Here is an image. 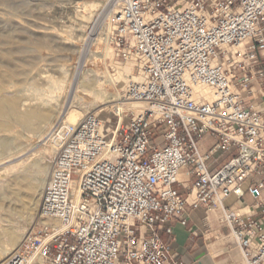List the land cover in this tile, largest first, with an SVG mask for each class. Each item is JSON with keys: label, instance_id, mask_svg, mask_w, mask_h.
<instances>
[{"label": "built area", "instance_id": "built-area-1", "mask_svg": "<svg viewBox=\"0 0 264 264\" xmlns=\"http://www.w3.org/2000/svg\"><path fill=\"white\" fill-rule=\"evenodd\" d=\"M105 6L96 38L144 79L114 126L89 112L56 134L44 223L4 264H187L157 231L197 208L220 211L244 264H264V0ZM245 194L261 218L225 206Z\"/></svg>", "mask_w": 264, "mask_h": 264}, {"label": "rangeland", "instance_id": "rangeland-1", "mask_svg": "<svg viewBox=\"0 0 264 264\" xmlns=\"http://www.w3.org/2000/svg\"><path fill=\"white\" fill-rule=\"evenodd\" d=\"M70 1H72V0H70ZM68 2H69L68 0H0V18H1V20H0V31L5 32V34L3 32H1L3 34V36L5 35L4 37L0 36V38H1L0 39V53H1L0 55H3L4 53L6 54V57H5V54L3 56H0V58L2 57L0 59V66L2 67V68L0 67V71L4 70V72L7 73V75L5 73L3 75V72H0V75L2 74V76H0V80H2V83L0 81V84H2V86H0V88L2 87V90L0 89V96L1 97L2 96L3 97H5V96L21 97L22 96V98L25 99L24 96L27 95V98H35V97H38V95L42 89H45L47 87V85H49L48 83L51 84L50 81L63 80L64 81L63 88L60 90V92L57 91L55 94H53L54 98L55 97L57 98V100H55V101L53 100V104L56 105V106L53 105L54 110L57 109L55 111V119H57V120L61 114L65 113V111H67V109L69 108L68 106H70L72 103L76 106H78L80 103V106H82V107H84V105L86 106V104L88 105L87 99H77L78 100L77 102H76V100L73 102V96L75 94V91L77 90L76 87L79 85L78 82H80L82 80L81 77H83L84 81H87V78L83 74L84 69H93L96 71L98 70L102 74L113 75L115 73V70L112 67L113 66L112 61L114 63L117 62V63H120L122 65L129 63V61L130 62L132 61V60H128V61L119 60V59L112 57L110 51L105 46L104 41L99 42V40L98 41L95 40V38H96V35L94 33L95 26H96L97 21L103 17V15L105 13L104 11L106 9V6H105V8L103 7L102 9L95 11L92 15H88L87 13H84L85 17L83 18V17H81V15H76V13H75V10H77L79 8H74L73 7L74 4L68 3ZM34 3H35V5H34ZM36 3H39V4H36ZM65 15H66V18H65ZM93 17L95 18V20ZM3 20L7 21L8 23L4 22ZM15 20L17 22H15ZM34 24H38L42 27H45L46 30H52L54 32L50 33V35H48L49 33L43 34L40 32H36L33 30L34 28H37L36 26H34ZM77 24L85 26V27H82L83 32L80 31L81 34H79L80 32L77 31L78 29H80V25H77ZM68 26H70V28ZM18 27L21 29H19ZM59 27L61 28V30ZM73 27H74V31L71 30V28H73ZM3 28H4V30H3ZM52 28H54V29H52ZM5 30H8V31L11 30V31L8 33V31H5ZM76 31H77V33H76ZM74 32H75V34H74ZM1 33H0V35H2ZM72 34H73V36H72ZM42 35H44L45 37ZM26 36H28V37H26ZM81 38H82V40H80ZM31 39H32V41H31ZM52 39L53 40L55 39V42L53 41L54 43L52 42ZM65 40H67L68 42ZM26 41H28V42H26ZM26 45H28V46H26ZM101 50H102V52L105 51L106 55L102 54V56H97V58H89L90 52H92L94 54V56H96V55L101 54V52H100ZM88 51H89V53H88ZM12 52H14V53H12ZM16 52H18L19 54ZM35 54H36V56H35ZM87 55H89V56L87 57ZM86 59L88 60L89 63L87 62ZM5 60L6 61L10 60V61L5 62ZM22 60L23 61L25 60V61L22 62ZM28 60H29V62H28ZM13 61H15L14 62L15 64L13 63ZM131 64H132V72L134 74H137L138 71H137V67L135 66V63H133V61H132ZM5 65H7V66H5ZM15 65H17V66L15 67ZM10 66L13 68L10 69ZM63 67L66 69H63ZM60 68H61V70H60ZM38 73H40V74L43 73V74L40 75ZM8 74H10V75H8ZM62 74L65 78H63ZM45 75H47V76L50 75V76H48V77H50L49 78L50 81L48 83L43 81L42 76H45ZM6 76H7V78H9V81H8V79L4 80V79H6ZM100 79H102V78H100ZM3 80L6 83L3 84ZM12 82H13V84H12ZM5 84H8V86ZM110 84L111 85L106 86L107 91H108L107 92L108 95H111V94L113 95L115 92L120 91L122 82L116 83L115 85L113 83H110ZM26 90H28V91H26ZM13 91H15V92H13ZM78 91H79V89H78ZM32 95L35 97H33ZM117 103L118 102H113L112 104L115 105ZM103 107H104V105L100 106L99 108H97L96 110H93L91 112L95 113L96 111H98L97 115L101 119V122L105 128L110 127V125L114 126L115 125V120L113 118V108L114 107L112 109H104L105 107L104 108ZM0 119H1V117H0ZM1 120H0V122H1ZM57 120H55L54 123ZM20 125H22V124H20L18 122H10L7 125L8 128L12 127L11 129L10 128L9 129L12 133H14V135H17L18 137L21 138L22 144H20V145L22 147L19 149L20 151L17 150L15 152H12L14 158L12 160H10V162L9 161L3 162V161H5V159H7L8 156L0 157V161L2 162V163L0 162V180H1L0 181V190L1 191L5 190L4 191L5 195L7 194L6 196L7 197L9 196L8 199H6V200H10L9 202L6 200L4 202L0 201V241H2L4 237H7V235L4 233V231L2 229H4V227L6 228V226L9 224L14 225V226H19L21 224L20 227H23V231L31 226V224H29V220H28V212L25 210L23 211V210H18L17 208H15L14 202L12 200L14 198L15 191L20 188L19 184H17L16 180L14 179L15 174H17V172L20 169H22L24 166L29 165V164L33 163L34 161H38V160H40L43 165L49 166L50 171H51L52 163H53L55 154L57 152V150L54 152L49 151V152H46L44 154L45 156L44 155H42V156L36 155L34 157L24 159L28 155L33 153L34 150L36 151L37 149H39V147L42 145L44 140L40 139V136H38L37 134H36V136H37L36 137L35 136L36 132H34L33 130L32 131L34 133L31 130L29 131V130L25 129L23 126L21 127ZM54 130H55V128L51 131H49V130L44 131L42 133V136L46 137L47 132L53 133ZM23 137H25V138H23ZM56 139H58V138H56ZM226 156H227V154L224 153L221 156V158H224ZM20 160L21 161L23 160V161L20 162ZM16 161H19L20 163L17 162L18 165L16 167H14V169L12 168L13 170L12 169L4 170V169L9 168L11 165H14ZM49 173L50 172L48 171V176H49ZM13 176H14V178H13ZM21 189H22L23 193H25V194L30 193L31 194V190L28 189L27 187H22ZM39 204H40V202H39ZM39 204H38V209H39ZM31 205H32V203L31 204L29 203L28 207H30ZM37 212H36V215L33 216V219H34L33 221L35 223L33 224L34 226H33L32 233H37L39 228L43 225L41 223V221H43V218L40 216L39 213L37 214ZM1 238H2V240H1ZM19 248L17 250H19ZM2 262H0V264ZM34 264H38V263H34Z\"/></svg>", "mask_w": 264, "mask_h": 264}, {"label": "bare ground", "instance_id": "bare-ground-1", "mask_svg": "<svg viewBox=\"0 0 264 264\" xmlns=\"http://www.w3.org/2000/svg\"><path fill=\"white\" fill-rule=\"evenodd\" d=\"M68 1H69L68 3H73L74 4L73 5L74 8H79V9L75 10V13H76V15H81V17H83V18L85 17L84 13H87L88 15H92L95 11H97L99 9H102L105 6V0H72V1L68 0ZM36 4H39V3H36ZM34 5H35V3H34ZM65 18H66V15H65ZM0 20H1V18H0ZM94 20H95V18H94ZM3 21L4 22H7L5 20H3ZM15 22H17V21L15 20ZM77 25H80V24H77ZM34 26L37 27V28H34L33 29L36 32H40V33H43V34L44 33H46V34L49 33L48 35H50V33H53L54 32L52 30H46L45 27H42V26H40L38 24H34ZM68 27L70 28V26H68ZM82 27H85V26L84 25H80V29H78L77 31L78 32H80V31L83 32L82 31ZM19 29H21V28H19ZM52 29H54V28H52ZM3 30H4V28H3ZM8 30H5V31H8ZM60 30H61V28H60ZM71 30L74 31V27L71 28ZM10 31H8V33ZM77 31H76V33H77ZM1 32H3V31H0V33ZM81 32L79 34H81ZM3 33L5 34V32H3ZM74 34H75V32H74ZM0 36L2 37L3 34L0 35ZM42 36H44V35H42ZM72 36H73V34H72ZM26 37H28V36H26ZM98 39H99L98 37L95 38V40H98ZM80 40H82V38ZM31 41H32V39H31ZM53 41L55 42V39L54 40L52 39V42ZM65 41H67V40H65ZM26 42H28V41H26ZM26 46H28V45H26ZM235 48L242 49V45H240L239 47H235ZM100 52H101V54L98 53L99 55L94 56V54L92 52L89 53V51H88V53H89L90 56L87 55V57L89 56V58H97V56H102V54L103 55H106V52L105 51L102 52V50H101ZM232 52H233V48L232 49H228V52L227 53H232ZM12 53H14V52H12ZM16 53H18V52H16ZM3 55H0V56H3ZM35 56H36V54H35ZM5 57H6V54H5ZM8 61H10V60H8ZM8 61L5 60V62H8ZM24 61L22 60V62H24ZM14 62L15 61H13V63ZM28 62H29V60H28ZM87 62H88V60H87ZM131 62L129 61V63H126L125 65H122V64L117 63V62L114 63L112 61V65H113L112 67L115 70V73L113 75H111V74H102L98 70L96 71V70H93V69H84L83 74L87 78V81H84L83 80V77H81L82 80L80 82H78L79 85L76 87L77 90L75 91V94L73 96V102L75 100L77 102L78 101L77 99H87L88 105L86 104V106L84 105V107H82V106H80V103H79L78 106H76V105H74L72 103L70 106H68L69 108L67 109V111H65V113H63L61 115L59 114L60 117L58 118V120L55 119V111L57 109L55 108L56 110H54V106H53V105H55V104H53V100L55 101V100H57V98L56 97L54 98L53 94H55L57 91L60 92V90L63 88V84H64V81L63 80L50 81L49 80L50 77H48L50 75H48V76L47 75L42 76L44 82L48 83L50 81L51 84L48 83L49 85H47V87L45 89H42L41 92L39 91L40 93H39L38 97H35V96L32 95L35 98H27V95L24 96L25 99H23L22 96L21 97H17V96H13V97H10V96L3 97L2 96L1 97L0 96V117L2 119V120L0 119L1 120L0 126L2 127V128L0 127V157L8 156L7 159H5V161H3V162H8V161L10 162V160H12L14 158L12 152L17 151V150H19L22 147L20 145V144H22L21 143V138L18 137L17 135H14V133H12L10 131V129L12 127L11 128L9 127L10 128L9 129L8 126H7L10 122H18V123L22 124V125H20L21 127L23 126L25 129H27L29 131L30 130L31 131L33 130L34 132H36L35 133V136L37 134L38 136H40V139L44 140L43 143H42V145L39 147V149H37L36 151L34 150L33 153H31L30 155H28L24 159H27V158H30V157H34L36 155H41L42 156L46 152H49V151L50 152H54V151H56L59 148V142L60 141H58V139H56V134L58 132L64 131L65 129L68 128L69 125H79L81 123V120L83 119V117L87 113H89V112H91L93 110H96L100 106H103L104 105V107H105V108L103 107L104 109H112L115 106L114 104H112L113 102H118L119 104L122 103L121 101L125 100V97L124 96H125V92H126L128 83L130 81L140 82V81H142L144 79L143 73L141 71H139L137 74H134L132 72V64H131ZM5 66H7V65H5ZM16 66L17 65H15V67ZM11 68H13V67L10 66V69ZM63 69H66V68L63 67ZM60 70H61V68H60ZM137 71H138V69H137ZM0 72H3V75L5 73L4 70H1ZM5 74L7 75V73H5ZM38 74H40V73H38ZM41 74H43V73H41ZM8 75H10V74H8ZM0 76H2V74ZM62 76H63V74H62ZM63 78H65V77L63 76ZM100 78H102V79H100ZM7 79L9 81V78H7V76H6V79H4V80H7ZM4 80H3V84L6 83V82H4ZM0 81L2 83V80H0ZM121 82H122V84H121L120 91L115 92L113 95L112 94L111 95H108V93H107L108 91H107V87L106 86L107 85H111L110 83H113L115 85L116 83H121ZM12 84H13V82H12ZM5 85L8 86V84H5ZM0 86H2V84H0ZM0 89L2 90V87ZM78 89H79V91H78ZM28 90H26V91H28ZM13 92H15V91H13ZM124 105L126 106V108H129L132 111H136L137 108L140 107L139 104L136 103V102H124ZM95 113L98 114V111H96ZM55 120H57V121L54 123ZM54 128H55V130L53 131V133H50V132L48 133L47 132L48 135L46 134V137H43L42 136V133L44 131H47V130L51 131ZM23 138H25V137H23ZM22 161L20 160V162H22ZM17 162L20 163L19 161H16L14 165H11L10 167L8 166L9 168L4 169V170H8V169L10 170L12 168L14 169V167H16L18 165ZM48 171L50 172L49 166L43 165L42 162L40 160H38V161H34L33 163H31L29 165H26L22 169H20L17 172V174H15V178L13 176V178L16 180V183L19 184V187L20 188L15 191L14 198L12 200L14 202L15 208H17L18 210H23V211L25 210V211L28 212V220H29V224H31V226L28 227L26 230L23 231V227H20L21 224L19 226H14V225H10V224L7 225V226L5 225L6 228L4 227V229H2V230L7 235V237H4L3 236L5 239L3 238V240H2V238H1L2 241H0V262L3 261L1 264H4V262H6L9 259V257L20 247V245L22 244V242L24 241V239L27 236H29L30 233L32 232L33 226H34L33 224L35 223L33 221L34 220L33 219V216L36 215V212L37 211H38L37 214L38 213L40 214L39 209H38V204H39V202L41 200V197H42V194H43V190H44V188H45V186L47 184V181H48V177H49L48 176ZM22 187H27L28 189H30L31 190V194L30 193L29 194L28 193H26V194L23 193L22 192V189H21ZM4 191L5 190H2V191L0 190V201L1 202H4L9 197V196L8 197L6 196L7 194L5 195V192ZM6 201L9 202L10 200H6ZM29 203L30 204L32 203V205L30 207H28V204ZM41 223H44V221H41Z\"/></svg>", "mask_w": 264, "mask_h": 264}, {"label": "crops", "instance_id": "crops-1", "mask_svg": "<svg viewBox=\"0 0 264 264\" xmlns=\"http://www.w3.org/2000/svg\"><path fill=\"white\" fill-rule=\"evenodd\" d=\"M179 180H185L184 171ZM243 200L241 205L236 196L230 195L224 204L244 219L247 216L251 219L262 217V209L254 205L252 197L245 194ZM186 218V225L173 220L157 231L170 253H176L187 264H244L240 248L221 221L218 209L189 210ZM189 228L194 231L193 234Z\"/></svg>", "mask_w": 264, "mask_h": 264}]
</instances>
